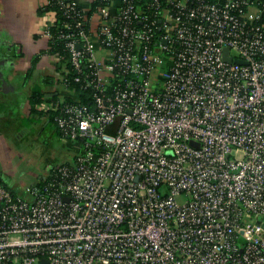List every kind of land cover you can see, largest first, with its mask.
Returning <instances> with one entry per match:
<instances>
[{
	"label": "built area",
	"instance_id": "1",
	"mask_svg": "<svg viewBox=\"0 0 264 264\" xmlns=\"http://www.w3.org/2000/svg\"><path fill=\"white\" fill-rule=\"evenodd\" d=\"M96 1L46 0L76 152L0 182V264H264V0Z\"/></svg>",
	"mask_w": 264,
	"mask_h": 264
},
{
	"label": "crops",
	"instance_id": "2",
	"mask_svg": "<svg viewBox=\"0 0 264 264\" xmlns=\"http://www.w3.org/2000/svg\"><path fill=\"white\" fill-rule=\"evenodd\" d=\"M75 1L90 17L93 0ZM45 6L46 0H0V179L20 195V176L29 173L33 183L53 166L42 163L18 177L14 174L20 158H54L38 154L34 144L36 134L53 123L46 113H31L29 105L33 92L43 97L53 92L59 70L56 56L42 36L49 17L48 12L40 14ZM63 144L61 157L73 159L76 145Z\"/></svg>",
	"mask_w": 264,
	"mask_h": 264
},
{
	"label": "rangeland",
	"instance_id": "3",
	"mask_svg": "<svg viewBox=\"0 0 264 264\" xmlns=\"http://www.w3.org/2000/svg\"><path fill=\"white\" fill-rule=\"evenodd\" d=\"M60 138L61 137H59L58 133H56L53 124H49L42 131H39L34 140L35 150L37 149L38 154L43 153L44 155H48L50 157L53 155L54 158H20V161H17L14 167V174L17 175L16 177H18V175H23L29 169L33 171L42 163H46V165L48 163L49 166H55L60 163L70 161L72 158L61 157L64 151L62 145H64L63 141H65L66 144H73L74 141L64 138H61V140ZM18 179L19 186H21L19 189L22 191V194H24L25 187L32 184L31 182L34 181V178L31 179L29 173H26Z\"/></svg>",
	"mask_w": 264,
	"mask_h": 264
},
{
	"label": "trees",
	"instance_id": "4",
	"mask_svg": "<svg viewBox=\"0 0 264 264\" xmlns=\"http://www.w3.org/2000/svg\"><path fill=\"white\" fill-rule=\"evenodd\" d=\"M98 4V1L93 0L91 3V9L94 10V7ZM52 9V6H45L42 10H40V14H45L46 12H49ZM48 48L49 51L54 52V44L51 41H48ZM43 99V95H41L40 92L35 91L33 92V94H31V96L29 97V105H30V112L31 113H38V109H37V104L40 103ZM51 121V120H50ZM0 182H3L0 179Z\"/></svg>",
	"mask_w": 264,
	"mask_h": 264
},
{
	"label": "water",
	"instance_id": "5",
	"mask_svg": "<svg viewBox=\"0 0 264 264\" xmlns=\"http://www.w3.org/2000/svg\"><path fill=\"white\" fill-rule=\"evenodd\" d=\"M224 59L227 60V61L231 60V58L228 56V48L227 47L224 48ZM236 62L241 63L242 61L241 60H236ZM44 262H45V260H42V264Z\"/></svg>",
	"mask_w": 264,
	"mask_h": 264
}]
</instances>
